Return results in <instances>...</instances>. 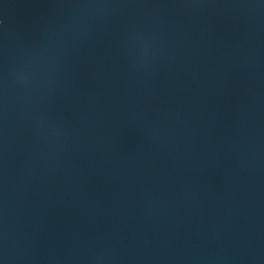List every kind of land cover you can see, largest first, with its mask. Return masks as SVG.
<instances>
[{
    "label": "water",
    "instance_id": "95a60500",
    "mask_svg": "<svg viewBox=\"0 0 264 264\" xmlns=\"http://www.w3.org/2000/svg\"><path fill=\"white\" fill-rule=\"evenodd\" d=\"M109 264H264V67Z\"/></svg>",
    "mask_w": 264,
    "mask_h": 264
}]
</instances>
